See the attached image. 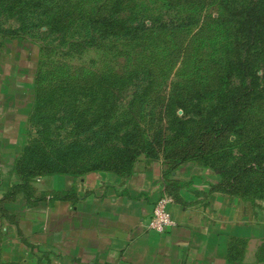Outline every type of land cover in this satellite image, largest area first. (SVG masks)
Segmentation results:
<instances>
[{
  "label": "trees",
  "instance_id": "obj_1",
  "mask_svg": "<svg viewBox=\"0 0 264 264\" xmlns=\"http://www.w3.org/2000/svg\"><path fill=\"white\" fill-rule=\"evenodd\" d=\"M162 1L150 10L145 0H0L1 38L35 32L74 52L114 38L122 56L111 75L77 69L32 83L36 136L14 160L13 190L49 173L125 175L143 155L170 168L193 162L216 173L212 187L264 200V0ZM213 3L215 12L202 11ZM174 50L190 68L167 81ZM62 123L71 136L51 137Z\"/></svg>",
  "mask_w": 264,
  "mask_h": 264
},
{
  "label": "crops",
  "instance_id": "obj_2",
  "mask_svg": "<svg viewBox=\"0 0 264 264\" xmlns=\"http://www.w3.org/2000/svg\"><path fill=\"white\" fill-rule=\"evenodd\" d=\"M0 37V262L21 264H264V200L212 187L216 173L190 161L170 168L140 157L125 175L49 173L26 192L14 160L27 138L32 72ZM170 197L174 223L143 226Z\"/></svg>",
  "mask_w": 264,
  "mask_h": 264
},
{
  "label": "rangeland",
  "instance_id": "obj_3",
  "mask_svg": "<svg viewBox=\"0 0 264 264\" xmlns=\"http://www.w3.org/2000/svg\"><path fill=\"white\" fill-rule=\"evenodd\" d=\"M145 1L150 7V10L160 9L163 3L162 0ZM215 9L216 3H213V5L207 6L202 9V11L215 12ZM4 25H6V23H4ZM192 29L193 27L191 26L187 31L191 32ZM187 31L174 38V40L178 42L174 48L178 49L179 45L181 48L182 40H184L186 36L189 37ZM1 39L2 42L5 41L9 48L21 49L20 52L22 56L21 54L19 55V53H14L13 56L17 58V61L21 59L24 65H26L28 61V65L32 72L33 85L40 83L41 86H45L48 83L47 81H53L56 76H68V74H71L77 69H81V75L84 77H88L92 72L111 75L112 71L119 68L122 59V56L117 54V46H119V44L114 38L101 39L99 44L86 46L80 52L67 51L65 44L59 43L56 40H50L49 37L40 39L35 32L24 33L23 36L19 37L4 36ZM39 46L41 48L38 50ZM185 53L188 54L189 52L185 51ZM166 60L164 70L167 71V81L175 79L177 76L176 74L190 68L188 66V60H185L184 53L178 52L177 50L171 52ZM38 74L40 76L38 77L39 80L36 77ZM34 77H36V80ZM50 125L53 127V123ZM68 128L69 125L67 123H62L60 127L54 129L50 135L53 137L56 133H58L59 136H66V134H69L66 137L68 138L71 136ZM32 130L33 127H30L26 140L36 136L32 133ZM140 157L145 156L140 155L138 158ZM3 263L6 262H0V264Z\"/></svg>",
  "mask_w": 264,
  "mask_h": 264
},
{
  "label": "built area",
  "instance_id": "obj_4",
  "mask_svg": "<svg viewBox=\"0 0 264 264\" xmlns=\"http://www.w3.org/2000/svg\"><path fill=\"white\" fill-rule=\"evenodd\" d=\"M170 200L168 195L163 194L154 201L149 216L143 222L145 228L163 231L174 223V220L167 210V204Z\"/></svg>",
  "mask_w": 264,
  "mask_h": 264
}]
</instances>
